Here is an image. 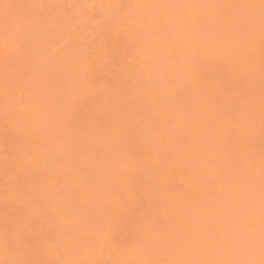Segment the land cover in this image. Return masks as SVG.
Here are the masks:
<instances>
[{
    "label": "rangeland",
    "instance_id": "374dc122",
    "mask_svg": "<svg viewBox=\"0 0 264 264\" xmlns=\"http://www.w3.org/2000/svg\"><path fill=\"white\" fill-rule=\"evenodd\" d=\"M0 264H264V0H0Z\"/></svg>",
    "mask_w": 264,
    "mask_h": 264
}]
</instances>
